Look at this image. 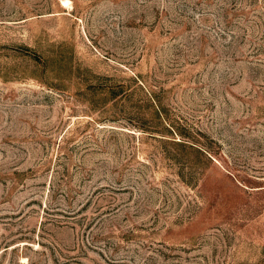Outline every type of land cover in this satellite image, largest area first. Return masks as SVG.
<instances>
[{"label":"rangeland","instance_id":"1","mask_svg":"<svg viewBox=\"0 0 264 264\" xmlns=\"http://www.w3.org/2000/svg\"><path fill=\"white\" fill-rule=\"evenodd\" d=\"M0 264H264V0H0Z\"/></svg>","mask_w":264,"mask_h":264}]
</instances>
